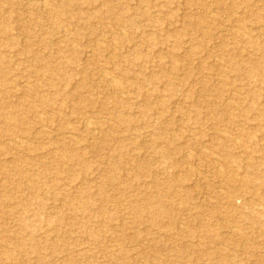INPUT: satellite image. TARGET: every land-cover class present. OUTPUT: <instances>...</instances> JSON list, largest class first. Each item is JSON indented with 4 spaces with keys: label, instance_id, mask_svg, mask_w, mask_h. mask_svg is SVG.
<instances>
[{
    "label": "rangeland",
    "instance_id": "374dc122",
    "mask_svg": "<svg viewBox=\"0 0 264 264\" xmlns=\"http://www.w3.org/2000/svg\"><path fill=\"white\" fill-rule=\"evenodd\" d=\"M0 264H264V0H0Z\"/></svg>",
    "mask_w": 264,
    "mask_h": 264
}]
</instances>
